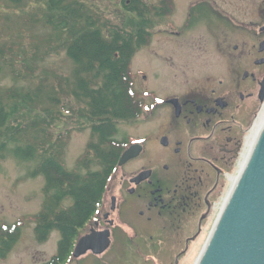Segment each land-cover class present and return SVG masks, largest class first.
Here are the masks:
<instances>
[{
    "label": "rangeland",
    "instance_id": "374dc122",
    "mask_svg": "<svg viewBox=\"0 0 264 264\" xmlns=\"http://www.w3.org/2000/svg\"><path fill=\"white\" fill-rule=\"evenodd\" d=\"M23 1L26 5L20 7L7 1H3L0 6V44H14L12 52L16 56L10 66L4 67L0 76L1 85L5 88L35 86V81L26 83L20 79L22 77L16 78L11 73L15 71L21 74L24 70L21 54L23 51L27 53L29 67L36 69L33 71L34 78H47L48 81L61 87L64 79L70 77L72 64L59 49L60 41L55 39L50 28L43 23L32 25L27 21L32 19L30 9L34 4L29 0ZM83 1L100 12L110 24L121 25L125 20L127 23L129 18L139 23L137 18L125 12L121 0ZM142 1V4H150V8L161 7L167 9V12L162 15L158 12L154 13L155 11L150 13V23L147 29H144L147 31V36L141 46L135 50L130 62L133 88L144 100L145 112L143 111L136 120L116 124L115 138L123 141L125 146L143 140L144 136L152 132L154 127L156 128L167 116V106L157 102L174 90L182 91L184 83L181 84L180 81L188 80V85H191L193 80L201 78H210L216 85L220 81L222 86L219 88L222 95L227 93L225 89L234 88L230 92H235L233 95L236 106L225 112L221 118L224 120L220 125L224 131H218L221 137L231 134L233 136L241 126L247 130L243 135H247L261 107L250 102L240 103L237 94L238 91H244L242 87L235 88L233 80L235 78L240 80L244 72L258 78L264 75V66L257 67L261 64L254 65L251 62L252 58L258 55V43L262 39L257 33L255 24L262 21L257 15L264 0ZM198 4L200 7L197 6ZM217 8L228 18L215 19L217 11L214 12L212 9ZM212 13L213 18H210L209 15ZM33 48H37L38 55L37 59L30 61ZM62 102L71 104L75 114L71 111L62 113V116L53 120L49 133L46 134L54 138L62 137L61 161L64 168L82 173V167L79 168L77 163L86 153L87 145L96 142V136L90 123L85 121L84 106L75 104L69 99ZM41 108L43 112L46 106H39V109ZM152 108H154L153 112H151ZM22 115L29 122L28 111H23ZM40 116V120L44 122L48 120L45 115L40 114ZM231 116L234 117V122H231ZM227 126H232L231 132L227 130ZM238 138L242 143L241 136ZM153 144L152 141L145 144L152 153H154ZM13 147V143L0 140V229L4 227L10 229L4 232L14 233L16 238L5 256L0 257V264H45L58 252L60 234L51 231L44 240L36 238L34 216L41 211L44 203L42 191L45 181L43 176L35 172L36 162L15 155L12 151ZM242 150L240 153L243 152ZM143 158L145 159V156L134 163L133 167L140 166ZM239 160L237 157V161ZM92 169H96V166H92ZM237 171L236 167L231 173L236 176ZM221 182L224 187L219 201L226 198L230 187L226 179ZM218 200L215 201L219 202ZM86 226L78 232L76 239L87 232ZM132 250L131 247L128 249L125 247L126 253H121L115 244L101 257L81 255L75 260L70 256L66 264H155L146 261L149 251L142 253L144 256L141 257ZM154 260L156 264H171L173 255L171 259H163L159 253H155ZM193 260L190 258L187 264H192ZM182 261L186 264L184 260Z\"/></svg>",
    "mask_w": 264,
    "mask_h": 264
},
{
    "label": "trees",
    "instance_id": "16d2710c",
    "mask_svg": "<svg viewBox=\"0 0 264 264\" xmlns=\"http://www.w3.org/2000/svg\"><path fill=\"white\" fill-rule=\"evenodd\" d=\"M3 1L16 7L26 5L23 0H0V6ZM29 1L34 7L30 9L32 19L27 21L32 25L43 23L51 29L72 69L70 77L58 87L47 78H34L36 69L29 67L27 53L22 51L24 70L21 74L11 73L26 83L35 81V86L5 88L0 78V140L13 143L15 155L36 162L35 172L43 176L45 186L42 209L34 216L35 236L44 240L48 233L57 231L58 252L45 264H66L78 232L101 204L125 147L123 141L115 138V125L138 119L145 109L144 100L133 88L130 62L147 36L144 29L150 23V13L162 15L167 9L150 8L142 0H121L125 12L139 23L129 18L127 23L125 20L116 25L106 22L100 12L83 0ZM13 45L0 44V76L16 57ZM37 55V48H33L30 61L37 59ZM68 99L84 106L83 116L96 136V142L87 145L86 153L77 163L82 173L64 168L62 137L46 134L53 120L64 112H73L71 104L62 102ZM42 105L46 106L43 112L39 109ZM23 111H28L29 122ZM40 114L48 120H40ZM94 165L96 169H92ZM7 230L10 229H0L1 258L16 239L14 233L4 232Z\"/></svg>",
    "mask_w": 264,
    "mask_h": 264
},
{
    "label": "flooded vegetation",
    "instance_id": "af4514ba",
    "mask_svg": "<svg viewBox=\"0 0 264 264\" xmlns=\"http://www.w3.org/2000/svg\"><path fill=\"white\" fill-rule=\"evenodd\" d=\"M263 5L257 15L262 21L255 24L262 39L258 43V55L251 60L254 65L264 59V47L262 51L259 49L264 43ZM212 10L217 11L215 19L228 18L219 8ZM209 17L213 18V13ZM261 66L264 63L257 67ZM244 73L240 80H233V86L242 87L244 91H238V101L261 107L264 75L244 77ZM188 82L180 81L184 83L182 91L174 90L157 102L168 109L161 123L143 140L124 147L118 162L131 147L135 155L120 166L117 162L101 204L88 221L87 232L78 236L72 247L71 258L77 241L91 232H108L109 247L98 255L87 251L82 257H101L115 244L121 253L125 252V247L133 248L141 257L149 251L146 261L155 264V253L163 259H171L173 255L171 264H183L182 260L187 264L190 258L194 259L193 264L198 257L224 202L218 200L224 187L221 181L226 179L230 186L228 191L231 189L230 178L234 177L231 171L238 169L237 157L241 159L246 137L243 134L247 130L241 126L233 136L223 138L218 133L224 131L220 126L224 123L221 118L236 106L235 92H230L233 87L225 89L227 93L222 95L220 81L217 85L210 78L193 80L191 85ZM230 120L234 122V117ZM227 127L231 132L232 126ZM149 141L154 143V153L145 146ZM144 156L140 166L133 167Z\"/></svg>",
    "mask_w": 264,
    "mask_h": 264
},
{
    "label": "water",
    "instance_id": "95a60500",
    "mask_svg": "<svg viewBox=\"0 0 264 264\" xmlns=\"http://www.w3.org/2000/svg\"><path fill=\"white\" fill-rule=\"evenodd\" d=\"M132 149L121 155L119 166L134 157ZM109 243L108 232H91L77 241L72 257L101 254ZM193 264H264V125Z\"/></svg>",
    "mask_w": 264,
    "mask_h": 264
},
{
    "label": "bare ground",
    "instance_id": "6f19581e",
    "mask_svg": "<svg viewBox=\"0 0 264 264\" xmlns=\"http://www.w3.org/2000/svg\"><path fill=\"white\" fill-rule=\"evenodd\" d=\"M263 125H264V103L261 106L258 114L255 116L254 121L251 125V128H249L248 134L245 137V146H244L243 152L241 153V159L238 163V170L239 169L241 170L243 168V165L247 160L248 153L251 147H253L256 137L259 131L261 130V128L263 127ZM230 179L232 181V184L235 183L237 180V175L234 177H231Z\"/></svg>",
    "mask_w": 264,
    "mask_h": 264
}]
</instances>
